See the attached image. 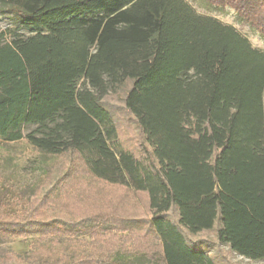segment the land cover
Listing matches in <instances>:
<instances>
[{"label": "trees", "instance_id": "trees-1", "mask_svg": "<svg viewBox=\"0 0 264 264\" xmlns=\"http://www.w3.org/2000/svg\"><path fill=\"white\" fill-rule=\"evenodd\" d=\"M203 2L264 39V0ZM0 13L14 25L0 33V142L69 155L64 183L84 175L134 193L148 216L132 203L120 219H37L0 184V235L49 238L32 243L26 264H216L198 237L208 232L264 260L263 50L186 0H0ZM127 84L133 147L105 104ZM136 228L151 245L124 249L117 232ZM78 236L74 259L64 242Z\"/></svg>", "mask_w": 264, "mask_h": 264}, {"label": "rangeland", "instance_id": "rangeland-1", "mask_svg": "<svg viewBox=\"0 0 264 264\" xmlns=\"http://www.w3.org/2000/svg\"><path fill=\"white\" fill-rule=\"evenodd\" d=\"M186 1L198 13L215 17L221 22L233 26L248 39L253 48L264 51V39L251 30L245 21L238 19L231 9L212 8L206 5L203 0ZM12 28L14 25L11 17L0 13V33H7ZM128 87L127 84L115 94H110L105 98V104L114 115L119 127L120 138L133 147L137 145L139 132L134 122L123 110V97ZM25 133L27 130L24 131ZM74 164L69 155L51 157L39 153L30 147L26 140L15 143L0 142V184L15 193L14 198L17 201L18 199L28 200L32 203L31 207H37L33 214L37 219H73V217L79 219L81 214L94 219L101 214H108V211H113L118 217L117 219H120L116 214L119 207H130L132 203L145 214V217H148L145 212L144 200L134 193L102 183L86 181L84 175L70 181L71 184L64 183L67 181L64 175L72 169ZM117 235L126 239L123 242H118V239H108L105 243L106 246L113 247L123 244L124 249L136 251L137 248L144 249L152 243V238L145 228H136L135 232L130 235L129 232L123 231L117 232ZM131 235L133 238H129ZM198 237L206 240L207 246L204 248L216 264H264V260L248 261L230 253L226 246L217 244L213 232L204 233ZM76 239L77 241L74 242L76 244L64 242L68 245V251L74 259L78 257L79 239H84V237L78 236ZM36 240L46 244L49 238L34 235L24 239H5L0 235L1 264H26L24 255ZM127 264L138 263L130 261Z\"/></svg>", "mask_w": 264, "mask_h": 264}]
</instances>
